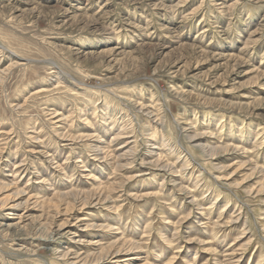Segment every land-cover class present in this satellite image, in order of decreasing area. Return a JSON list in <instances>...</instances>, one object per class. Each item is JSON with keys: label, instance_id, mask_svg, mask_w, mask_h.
<instances>
[{"label": "rangeland", "instance_id": "1", "mask_svg": "<svg viewBox=\"0 0 264 264\" xmlns=\"http://www.w3.org/2000/svg\"><path fill=\"white\" fill-rule=\"evenodd\" d=\"M0 264H264V0H0Z\"/></svg>", "mask_w": 264, "mask_h": 264}]
</instances>
